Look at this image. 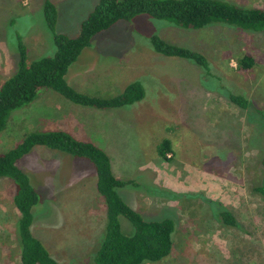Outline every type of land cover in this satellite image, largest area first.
<instances>
[{"label":"rangeland","instance_id":"obj_1","mask_svg":"<svg viewBox=\"0 0 264 264\" xmlns=\"http://www.w3.org/2000/svg\"><path fill=\"white\" fill-rule=\"evenodd\" d=\"M45 1L0 0V85L18 70L19 42L30 62L55 55ZM48 1L58 9L55 33L75 38L99 0ZM225 1L264 8V0ZM153 35L204 55L208 68L158 54L150 42ZM90 44L67 80L73 85L80 76L93 80L82 89L101 97L140 83L144 98L110 109L80 105L90 109L84 114L90 118L73 115L71 133L59 119L81 108L53 90L42 91L11 114L0 131V152H9L32 133L63 131L92 142V133H82L83 119L98 125L93 132L98 137L101 128L112 127L96 141L105 144L114 176L131 181L118 188L121 196L150 222L175 221L171 258L160 264H264V191L256 189L264 185V30L224 23L183 28L138 14L99 32ZM244 55L254 57L252 68H238ZM231 94L251 104L242 108L230 101ZM100 112L108 116L103 120ZM164 140L171 142L170 161L158 154ZM19 166L40 195L34 236L59 262L96 264L107 208L93 163L36 147ZM14 196L12 181L1 177L0 264H21ZM221 208L232 211L239 225H224L217 213ZM120 221L125 234L135 232L130 220L121 216Z\"/></svg>","mask_w":264,"mask_h":264},{"label":"trees","instance_id":"obj_2","mask_svg":"<svg viewBox=\"0 0 264 264\" xmlns=\"http://www.w3.org/2000/svg\"><path fill=\"white\" fill-rule=\"evenodd\" d=\"M44 14L56 53L52 57L30 62L26 46L19 42L18 70L0 85V131L5 129L14 111L33 103L42 91L53 90L77 106L99 109L119 108L142 100L145 90L140 83H132L118 95L101 97L79 92L67 81L70 67L78 61L82 51L91 45L92 37L120 20L148 14L183 28L204 29L212 24L224 23L246 30H264V8L241 6L225 0H99L80 24L75 38L55 33L58 9L48 0L44 3ZM150 42L158 54L183 58L208 68L206 57L200 53L166 43L157 35H153ZM237 62L238 68L250 69L255 59L251 55H244ZM229 99L242 108H248L251 104L249 99L239 94H231ZM36 147L86 158L95 166L96 187L104 196L107 208L106 234L95 257L96 264H160L172 254L175 221L150 222L124 200L118 188L131 181L114 176L111 158L103 148L91 141L77 140L67 132L51 131L29 134L14 149L0 152V178L7 177L12 181L14 203L20 213L16 235L21 264H66L54 259L31 230L35 221L33 212L40 203V195L20 168L19 162ZM158 154L166 161L171 160L168 158L169 155L173 157L170 140L160 144ZM256 189L264 191V185ZM217 213L224 225H239L232 211L221 208ZM121 216L131 221L135 229L133 234L123 232Z\"/></svg>","mask_w":264,"mask_h":264},{"label":"crops","instance_id":"obj_3","mask_svg":"<svg viewBox=\"0 0 264 264\" xmlns=\"http://www.w3.org/2000/svg\"><path fill=\"white\" fill-rule=\"evenodd\" d=\"M68 74H69V72H68ZM68 76V75H67ZM69 77V76H68ZM68 77H67V79H68ZM68 81V83L71 85V86H73V88H75L77 91H81V92H85L84 91V89H82V88H85L86 89V85H87V83H89V82H92L93 80H86V81H82V77L80 76V78H79V81L77 80L76 81V84H71L70 82H69V80H67ZM81 88V89H80ZM78 89H80V90H78ZM80 107V106H79ZM81 107H83V106H81ZM80 107V108H81ZM85 107H88V106H85ZM108 109V108H107ZM110 109V108H109ZM88 110H90V109H87V108H81V109H77V111H78V113H76V114H73V113H68V112H64V114L65 115H62V118H60L59 120H60V122H62L63 123V125H64V131H68V132H71V133H73V131L71 130V127H70V119H71V117L74 115V117L76 118V119H78V118H80L81 116H85L84 114L86 113V111H88ZM104 111H106V110H104ZM101 114L100 115H102L103 117L101 118V119H103L104 120V118L105 117H107L108 115V113H104V112H100ZM103 113V114H102ZM105 116V117H104ZM85 117H88V116H85ZM113 117H115L114 115H113ZM88 118H90V117H88ZM55 119V117L53 116V120ZM93 120H96V121H98L96 118L95 119H93ZM110 120H112V118L110 117ZM98 122H102L101 120L100 121H98ZM81 123H82V125H81V128H82V133H92V135H90V136H92V138L90 139V140H92V142L93 143H95V144H97L98 146H100L101 148H104V146H105V144L104 145H102V143H99V142H97L96 141V138H102L103 136H106L107 135V133H112L113 132V128L112 127H106V126H104L103 128H101V130H100V137H98V136H96V135H94V130H95V128L98 126V125H96V127H92L89 123H87L86 122V120H82L81 121ZM65 129H67V130H65ZM81 133V134H82ZM83 136V135H82ZM83 138V137H82ZM81 138V139H82Z\"/></svg>","mask_w":264,"mask_h":264}]
</instances>
